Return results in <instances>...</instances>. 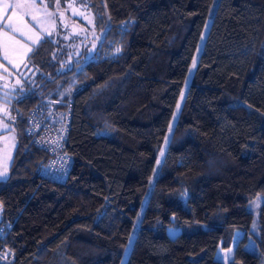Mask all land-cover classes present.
<instances>
[{
  "label": "trees",
  "instance_id": "1",
  "mask_svg": "<svg viewBox=\"0 0 264 264\" xmlns=\"http://www.w3.org/2000/svg\"><path fill=\"white\" fill-rule=\"evenodd\" d=\"M87 1L105 29L93 57L44 35L6 95L18 145L0 180V250H13L0 264H121L145 198L125 264H226L237 229L228 264H264V202L250 206L264 194V0L218 1L167 143L214 0ZM47 99L70 109L61 181L28 132Z\"/></svg>",
  "mask_w": 264,
  "mask_h": 264
},
{
  "label": "rangeland",
  "instance_id": "2",
  "mask_svg": "<svg viewBox=\"0 0 264 264\" xmlns=\"http://www.w3.org/2000/svg\"><path fill=\"white\" fill-rule=\"evenodd\" d=\"M12 1L13 3L16 2V0H12ZM218 1L219 0H214L211 6L209 17L201 37L199 47L193 59V61L195 60V66H193V62H192L188 76L185 80V86L183 92L177 104V106L179 105V108L176 107L173 119L171 121V124L169 125V128L171 127V131H169L168 129L166 135V143L170 139L173 128L176 124L184 94L191 80L192 73L198 62L199 55L200 52L202 51L205 37L208 32L214 12L216 10ZM20 2L30 4L31 0H20ZM35 5H36L35 9L24 8L18 10L21 13H23V15L27 17L30 21H32L36 26H38L46 35L53 36L55 38L62 36L66 44V48L68 49L69 52L68 54L70 57L74 56L75 58H77V60H79L78 56L81 55V53L84 54L82 60H88L93 57L96 51V47L100 42V38H102L104 35L105 29L103 30L97 29L94 23V17L92 11L88 5L87 0H59L58 8H57V0H35ZM48 13H52V15H48ZM80 13H83V15H81ZM33 15L36 16L35 20L32 19ZM107 27L108 26H106V28ZM22 80L23 79H21L20 83L22 82ZM165 150H166V145H164V147L160 150L159 153L160 156H162L161 153H164ZM158 161L159 164H156L153 174L150 178V182H149L150 188L153 187L155 180L159 175L160 163L162 161V157H160ZM263 202H264V194H261L252 204H250L251 208L254 210L256 215L259 213L260 206ZM146 203H147V198L143 200V203L138 211L135 226L132 230L131 237L128 242V247L123 256L121 264L126 263L128 252L134 240L137 227L139 225L138 223L140 222V219L144 213ZM0 219H1V206H0ZM169 230L171 233L177 232V229L173 227H169ZM242 235H243V231L237 229L232 244L229 247L220 246L217 251V257L222 259L226 264H228L233 258L236 244ZM247 247L249 249L255 248V241L252 238H250L249 241L247 242Z\"/></svg>",
  "mask_w": 264,
  "mask_h": 264
},
{
  "label": "crops",
  "instance_id": "3",
  "mask_svg": "<svg viewBox=\"0 0 264 264\" xmlns=\"http://www.w3.org/2000/svg\"><path fill=\"white\" fill-rule=\"evenodd\" d=\"M16 12L17 17L11 21L8 19L11 10L6 15L0 13V180L9 177L18 145L17 133L7 118L10 101L6 95H13L16 85L25 76L23 69L27 57L46 35L18 9ZM16 28L21 30L15 31Z\"/></svg>",
  "mask_w": 264,
  "mask_h": 264
},
{
  "label": "built area",
  "instance_id": "4",
  "mask_svg": "<svg viewBox=\"0 0 264 264\" xmlns=\"http://www.w3.org/2000/svg\"><path fill=\"white\" fill-rule=\"evenodd\" d=\"M56 100L47 99L37 104L28 117V132L36 136L39 145L54 155L46 164L43 174L53 180H64L73 164V157L67 153L70 109L56 107ZM4 234L5 230L0 229ZM13 250H0V260L10 261Z\"/></svg>",
  "mask_w": 264,
  "mask_h": 264
},
{
  "label": "snow or ice",
  "instance_id": "5",
  "mask_svg": "<svg viewBox=\"0 0 264 264\" xmlns=\"http://www.w3.org/2000/svg\"><path fill=\"white\" fill-rule=\"evenodd\" d=\"M58 3L59 0H57V8H58ZM36 5H35V0H31V3H21L20 0H16L15 3H12L11 0H2V3H0V13L3 14H7L9 10H11L12 15L8 17L9 21H11L14 17H17V12L16 9H24V8H32L35 9ZM46 8V5H45ZM81 15H83V13H80ZM48 15H52V13H48ZM62 15V14H61ZM20 22H23V18L19 17L18 18ZM32 19L35 20L36 16L33 15ZM15 31H20V28H16L14 29ZM36 39L38 40L39 37L37 36ZM19 43V42H17ZM117 52L120 51L119 48L116 49ZM193 66H195V60L193 61ZM179 108V105L177 106ZM175 119V117H174ZM169 131H171V127L169 128ZM163 154V153H161ZM157 164H159V161H157Z\"/></svg>",
  "mask_w": 264,
  "mask_h": 264
}]
</instances>
